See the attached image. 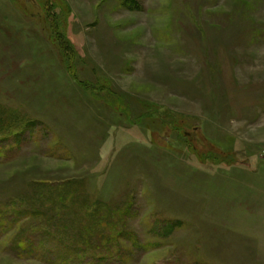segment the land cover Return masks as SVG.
Listing matches in <instances>:
<instances>
[{
    "label": "rangeland",
    "instance_id": "obj_1",
    "mask_svg": "<svg viewBox=\"0 0 264 264\" xmlns=\"http://www.w3.org/2000/svg\"><path fill=\"white\" fill-rule=\"evenodd\" d=\"M0 264H264V0H0Z\"/></svg>",
    "mask_w": 264,
    "mask_h": 264
},
{
    "label": "trees",
    "instance_id": "obj_2",
    "mask_svg": "<svg viewBox=\"0 0 264 264\" xmlns=\"http://www.w3.org/2000/svg\"><path fill=\"white\" fill-rule=\"evenodd\" d=\"M65 201V200H64Z\"/></svg>",
    "mask_w": 264,
    "mask_h": 264
}]
</instances>
